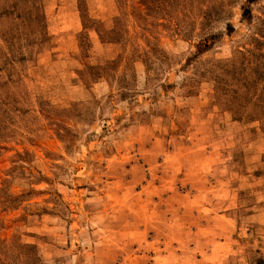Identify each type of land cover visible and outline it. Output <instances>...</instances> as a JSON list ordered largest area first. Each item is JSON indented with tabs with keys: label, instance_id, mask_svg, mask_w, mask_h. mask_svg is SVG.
Masks as SVG:
<instances>
[{
	"label": "rangeland",
	"instance_id": "1",
	"mask_svg": "<svg viewBox=\"0 0 264 264\" xmlns=\"http://www.w3.org/2000/svg\"><path fill=\"white\" fill-rule=\"evenodd\" d=\"M0 264H264V0H0Z\"/></svg>",
	"mask_w": 264,
	"mask_h": 264
},
{
	"label": "trees",
	"instance_id": "2",
	"mask_svg": "<svg viewBox=\"0 0 264 264\" xmlns=\"http://www.w3.org/2000/svg\"><path fill=\"white\" fill-rule=\"evenodd\" d=\"M248 12V11H247Z\"/></svg>",
	"mask_w": 264,
	"mask_h": 264
}]
</instances>
